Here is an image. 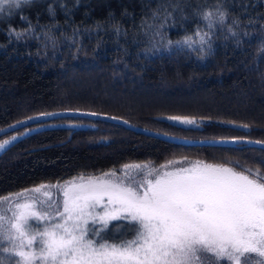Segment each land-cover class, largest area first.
I'll return each instance as SVG.
<instances>
[{"label":"trees","instance_id":"1","mask_svg":"<svg viewBox=\"0 0 264 264\" xmlns=\"http://www.w3.org/2000/svg\"><path fill=\"white\" fill-rule=\"evenodd\" d=\"M217 8L225 23L209 29L201 14L211 11L215 21ZM22 15L0 22V129L74 110L185 139L264 142V0L101 1L83 11ZM186 37L191 47L177 43ZM172 116L202 130L162 119ZM10 137L17 139L0 152V198L44 181L175 158L264 174L260 146L180 145L86 116L26 126L0 143ZM203 264L227 262L205 256Z\"/></svg>","mask_w":264,"mask_h":264},{"label":"snow or ice","instance_id":"2","mask_svg":"<svg viewBox=\"0 0 264 264\" xmlns=\"http://www.w3.org/2000/svg\"><path fill=\"white\" fill-rule=\"evenodd\" d=\"M27 3L30 0H0V14L10 15ZM216 13L215 21L211 11L201 14L209 29L216 22L225 23V14L219 8ZM200 39L203 43L204 37ZM177 43L191 47L192 38ZM162 119L186 131L202 130L194 119ZM28 120L20 123L27 125ZM9 143H0V150ZM211 143L253 142L233 138ZM131 167L124 166L122 176L112 170L102 174L108 178L69 182L60 189L58 203L48 202L47 191L43 201L16 200L7 210L10 216L0 212V264H202L204 253H211L217 262L241 264L243 258L248 264L250 254L264 257V174L195 163L146 172L135 165L136 174L131 175ZM235 167L243 168L238 163ZM128 231L133 233L131 239L112 243L107 239Z\"/></svg>","mask_w":264,"mask_h":264},{"label":"rangeland","instance_id":"3","mask_svg":"<svg viewBox=\"0 0 264 264\" xmlns=\"http://www.w3.org/2000/svg\"><path fill=\"white\" fill-rule=\"evenodd\" d=\"M101 1L114 2V1H119V0H30V3L22 4L19 9H13L10 15L8 13L0 14V22L4 24L6 23L11 24L13 22H17L23 19V15H22L23 12H31L33 13L34 17H38V16L46 17L50 15V13H53L55 11H56V14H65L67 10L71 8L73 9L77 8L78 10L80 9L81 11L85 10L86 8L93 9L97 5H99ZM7 141H10L11 143L13 141V137H10L9 139H7ZM195 163H198L201 166L203 165L198 160H193V159H188V158H175V159L166 161L165 163H162V164L141 162V163L128 164V166H132L129 169L130 174L135 175L137 171L135 168V165L142 166V168L146 172L150 168H156V169L166 168V170H174L176 168L188 167L190 164H195ZM124 166H121L118 169H115L117 176L123 175V172L120 170L123 169ZM211 166L222 167V166H216V165H211ZM109 171H112V170H109ZM109 171H104V172H100L96 174L76 175L66 180H63V181H44L37 185L10 193L9 195L0 198V212H6V214L10 216L11 212L7 210L9 209L10 206H14V202L16 200H19L20 202H23L25 199H28V200L35 199V200H41V201L46 200L48 198L44 197L43 195L44 191H47L49 193V197H50V200H48L49 203H58L59 202L58 197H62V192H60V189H62L65 184L69 182L78 183L81 178H83L85 181H87L89 178H108V177H104L102 174L107 173ZM42 185L45 186V188H43L40 193L33 191V189L40 187ZM56 186H60V187L57 188ZM5 197H7L8 200H5L4 199ZM132 236H133V233L131 231H128V232H125L123 237H115V236L109 235L107 239L110 243H112V242H119V239H131ZM205 256L214 257L211 253L202 254L201 255L202 264H203V257ZM250 256L251 258L249 259V261L253 257L258 258L261 261L262 260L264 261V257H259L254 253L250 254ZM241 264H244L243 258L241 259Z\"/></svg>","mask_w":264,"mask_h":264},{"label":"water","instance_id":"4","mask_svg":"<svg viewBox=\"0 0 264 264\" xmlns=\"http://www.w3.org/2000/svg\"><path fill=\"white\" fill-rule=\"evenodd\" d=\"M53 113H58L59 115L56 116H41V115H36L33 117H41L40 119L37 120H28V119H24L22 121H26L28 120V124L24 125L21 124L20 122L22 121H18L16 123H13L7 127H4L2 129H0V136L5 135L11 131L17 130V129H21L24 128L26 126H30L36 123H41V122H47L50 120H54V119H58V118H63V117H68V116H86V117H91V118H97V116H93V115H89L92 112H85V111H74V110H64V111H57V112H53ZM99 116H106V117H115V116H111V115H106V114H102V113H97ZM116 119H102V120H106L109 122H113V123H117L120 125H124L127 126L129 128H131L133 131L139 132L143 135L146 136H150V137H154V138H158L161 140H165L171 143H175V144H180V145H186V146H233L235 144H240V143H226V144H212L211 141H215V140H192V139H185V138H180V137H174V136H170V135H165L162 133H158L155 131H150L147 129H143L141 127L135 126L134 124H132L131 122L120 118V117H115ZM126 122V123H125ZM15 126V127H14ZM225 140V139H223ZM227 140H231V139H227ZM236 140H240V141H250L253 143H246V144H251L254 146H262L264 145V142L261 141H255V140H250V139H236Z\"/></svg>","mask_w":264,"mask_h":264}]
</instances>
